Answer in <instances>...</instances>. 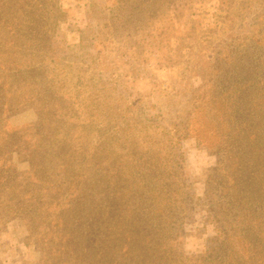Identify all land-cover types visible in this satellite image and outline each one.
<instances>
[{"label": "rangeland", "instance_id": "rangeland-1", "mask_svg": "<svg viewBox=\"0 0 264 264\" xmlns=\"http://www.w3.org/2000/svg\"><path fill=\"white\" fill-rule=\"evenodd\" d=\"M230 1L60 0L54 57L28 75L0 65V264H58L66 202L108 204L142 232L133 248L161 232L188 264L230 230V177L252 175L226 144L242 129L264 140V0L241 13ZM96 222L83 226L97 234Z\"/></svg>", "mask_w": 264, "mask_h": 264}, {"label": "trees", "instance_id": "trees-1", "mask_svg": "<svg viewBox=\"0 0 264 264\" xmlns=\"http://www.w3.org/2000/svg\"><path fill=\"white\" fill-rule=\"evenodd\" d=\"M244 4H248V1H230V6L236 7L237 13H241ZM64 15L65 11L60 0H0V29L6 30L7 42L11 43L6 47L7 42L5 44L3 41V48L8 51L5 52L3 49L0 52V65L3 70L11 74L17 70L24 71L25 75H28L37 70L38 64L53 58L51 40L57 32L58 20L63 19ZM110 19L112 20L110 16L104 17L103 24H109ZM81 38L84 39L82 36ZM13 48L18 51L17 54L23 52V59L9 56L11 60L7 61L6 56H12ZM248 121L244 125L253 126V120L248 119ZM244 131L243 129L239 131L234 141V145L238 142L235 147L226 144L228 153L233 158L231 164L242 168L238 170L239 174L243 178L246 174L252 175L244 182H240L242 179L239 180L238 176L230 177L233 180L230 190L235 196V201L232 199L233 208L238 212V217L230 225V230L223 228L220 230L210 251L206 250L197 257H191L189 264H264V225L260 227L258 223V219H262L261 223H264V199L260 200L264 195V176H262L264 172L260 170L263 165L257 161L262 159L260 151L264 148V140L262 139V145L256 134L246 135ZM225 139L224 142H228L232 137ZM240 145L244 149L240 148ZM255 146L260 147L261 150L255 149ZM247 147L251 148L250 152ZM82 199L84 203H89L86 193H83ZM71 203L66 202L62 210H69L70 215L68 211L66 214L62 211L58 213L57 233L67 241V244L55 246L58 264H117L114 260L120 258V255L116 256L119 252L132 255V264H188L184 262L182 252L178 253L173 247L161 248V240L164 238L161 232H157V235L151 238L147 237L143 242L149 241L143 246L144 248L142 246L133 248L130 237L133 236L137 240L143 235L142 232L136 233L135 225L133 228H122L121 219L117 217V221L116 217L112 218L108 204L103 206L99 204L96 211L88 212L85 207H78L76 204L72 206ZM44 206L46 204L42 205ZM46 208H50V205ZM67 217L74 220L70 227ZM89 219L92 222L97 219V234L89 232L90 228L83 226V222ZM77 225H80L81 230H77ZM94 239L97 241L93 242ZM140 255L141 259H139Z\"/></svg>", "mask_w": 264, "mask_h": 264}]
</instances>
